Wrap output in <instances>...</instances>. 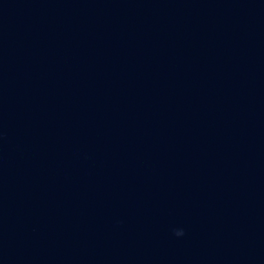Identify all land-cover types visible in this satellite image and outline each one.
Returning a JSON list of instances; mask_svg holds the SVG:
<instances>
[{"label":"water","instance_id":"water-1","mask_svg":"<svg viewBox=\"0 0 264 264\" xmlns=\"http://www.w3.org/2000/svg\"><path fill=\"white\" fill-rule=\"evenodd\" d=\"M0 264H264V0H0Z\"/></svg>","mask_w":264,"mask_h":264},{"label":"clouds","instance_id":"clouds-1","mask_svg":"<svg viewBox=\"0 0 264 264\" xmlns=\"http://www.w3.org/2000/svg\"><path fill=\"white\" fill-rule=\"evenodd\" d=\"M176 236H182L183 235V230H176L175 231Z\"/></svg>","mask_w":264,"mask_h":264}]
</instances>
